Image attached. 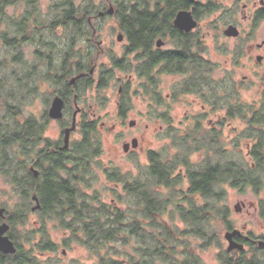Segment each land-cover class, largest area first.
<instances>
[{
    "label": "rangeland",
    "instance_id": "obj_1",
    "mask_svg": "<svg viewBox=\"0 0 264 264\" xmlns=\"http://www.w3.org/2000/svg\"><path fill=\"white\" fill-rule=\"evenodd\" d=\"M63 1L65 0H39L38 5L42 11V19H51L54 15L52 6ZM71 1L77 5H85L83 0ZM121 1L93 0V4L97 6L105 5L106 7L111 4L116 7L117 3ZM199 1L206 2V0ZM255 1L258 0H217L220 6L218 11L210 15L206 14L198 20L199 35L204 45L202 52L203 62L200 64H202L204 80L205 78L208 80L209 87H206L205 82L201 85L189 86L191 76L163 74L155 79L156 87L154 90L158 91L160 95L158 100L153 97L154 90L147 93L146 89L142 87L144 80L138 78L137 73L126 68L121 73H115L109 87L103 91L99 92L93 89L84 94V102L86 99L88 100V104L92 105L93 114L101 118L104 123L99 134L100 153L94 159L92 167L93 176L95 175L96 179H90L89 188L86 190V193L91 196L97 195L99 205L100 203L109 204L124 213L129 211V204L136 201V197L124 190L120 179H115L116 181L108 180L104 172L106 170L107 173L111 174L115 171L121 173L129 183L132 179L140 176L144 183V180H146L145 173L150 165L148 160L149 152L157 154L154 155L174 169L173 177L180 178V184L176 185L173 191L157 186L155 184L156 180H153V200L167 202L161 213L160 220L167 227L171 246L169 245V249L164 254L159 255V257L156 256L157 254L153 255L152 264H181L183 259H187L191 254L197 253V247L201 243L198 234L194 233V231L206 230L208 232L209 229L217 232L219 229L216 219L201 225V228L200 224L195 225L185 220V216H183L185 214L179 213L176 209V205L182 206L185 212L193 211L194 214H197L196 217L202 216L203 212L201 211L200 213L197 209L203 207V205H206L210 211H215L216 213L213 212L214 215L217 214L218 210L216 208L217 203L215 206L214 200L216 197L204 198L197 195L188 197L190 195L188 193L190 186L189 172H200L206 167V164L208 166L218 163L224 164L221 155L213 154L214 151L201 148V152L195 151L199 144L198 142L196 144L193 143L191 137H189L190 135H195L192 131L193 123L199 121L201 125H198L195 131L200 130L205 135L212 133L209 130L210 128L217 127L220 135L217 144L227 149L226 153H224L226 158H230L231 161L241 163L244 166L252 162L247 156L250 155V149L255 141H251L248 138L249 132L244 120L251 117L253 111L258 112L262 105L264 60L257 63L256 57L263 55L257 46L264 40V21L256 25L251 24L248 20L250 13L247 12L248 10L244 11L242 6L247 4L251 8ZM115 21L116 19L109 16L93 21L97 30L96 39L101 41L103 52L98 54L97 50L99 48L94 45L91 48V54L93 58L97 59V63L100 66L108 65L111 57L119 56L122 53L124 42L116 40ZM230 25L237 28L239 31L238 37L230 38L223 34L224 30ZM1 29H6V26L1 25ZM66 34V29L59 28L55 34L49 35L48 38H53V41L58 46L63 47ZM82 46L86 48L85 44H82ZM168 48L170 46L167 45L164 49ZM37 49H40V47L31 46L29 53ZM17 57V51H12L7 46L0 44V86H2L3 82L8 85L11 76L21 78L26 71L25 69H27L26 66L35 65L34 61L16 62ZM31 60L32 57L30 56ZM98 71H96V76H98ZM121 79L131 81V90L127 94L130 100H126L128 111L123 119H119L116 105L117 82ZM202 86L204 87L202 88ZM210 88L217 91L216 94L219 99L222 96L234 94L235 101L224 102L216 98H209L206 93H211ZM225 89L228 90V93ZM187 91L190 92L187 93ZM128 97L126 98L128 99ZM102 99H106L105 103H100ZM232 103H235V106L246 107L241 117L238 115H234L235 117L233 118L226 117V109ZM168 105H170L169 108ZM216 106H219V108ZM213 107H216L217 110H214ZM32 111L35 112L36 109H32ZM165 112H169L171 120L169 118L164 120L161 118ZM196 116L198 118L194 119ZM169 121L171 122L168 123ZM220 121L222 122L221 127L217 124ZM130 123H135V125L130 127ZM59 129L58 124L50 123L47 136L52 140H56L59 136ZM75 137L80 140V133H77ZM133 138L138 139V147L135 150H131L128 154L124 153V143L130 142ZM17 150L19 149L14 145L13 151H16L17 158H22V152ZM2 157L3 152L0 149V207L11 211L19 206L22 199L19 193L16 192L11 178L4 174L3 170L6 167L3 166ZM20 173L24 174V170ZM62 175L65 176L64 173ZM260 177L262 179V187L258 191L248 188L245 192L240 193L228 183L216 187V192L221 198L219 208L224 205L228 206L233 219H237L238 224L241 219L235 216V203L243 200L251 202L258 197L264 198V169L260 173ZM185 198L190 201L185 200ZM181 212L184 213V211ZM40 219L41 216L38 213L29 212L25 224L17 226V235L21 237L24 232L37 231L41 227L38 223ZM44 228L48 238L58 247L55 252L39 255L41 258L52 259V264H96L94 255L86 248L81 247L77 243H71L68 247L62 244V240L69 237L70 234L61 228L56 220H45ZM37 239L39 238L35 237L33 243L37 242ZM18 242L25 247L28 246L21 239ZM132 243L123 244L124 246L122 247L116 245L119 251L118 257L123 256V253L134 254ZM202 256L206 261L213 260V254L210 252L202 253Z\"/></svg>",
    "mask_w": 264,
    "mask_h": 264
},
{
    "label": "flooded vegetation",
    "instance_id": "obj_2",
    "mask_svg": "<svg viewBox=\"0 0 264 264\" xmlns=\"http://www.w3.org/2000/svg\"><path fill=\"white\" fill-rule=\"evenodd\" d=\"M181 2L182 7L179 8L177 13L181 11L189 12L196 21L197 26L188 33L177 29L174 26L177 13L173 19L172 26L177 30V36L183 39L188 38L189 41H192L191 50L202 63L204 45L199 35L198 20L207 13L209 15L215 13L220 6L217 0H206V2L181 0ZM38 4L39 0H0V26H6V29L0 30V44L18 52L16 62L25 60L27 62H35L34 66H26L27 69H25L26 71L21 78L11 76L8 85L3 82L5 85L2 84L0 86V149L2 152L5 151V149H2L5 141H16L14 145L19 149V152H22L23 156L20 161H22L24 175H26L28 184L38 179L45 169H49L51 160L55 159V157H60L64 161L66 170L75 167L77 145L83 139L84 126L91 128L95 126L100 134V129L104 123L101 118L93 114L92 105L88 104L86 98L84 102V94L93 89L99 92L103 91L109 87L114 74L121 73L126 68L137 73L136 70L140 64L138 57L141 55L144 57L145 50H133L125 29H134L138 27L139 23L126 22L124 16H118L117 13L128 12L129 5L145 4L146 8L151 11L165 6L163 0H122L117 3L116 7L111 4H108V7L105 5L97 6L93 4V0H87L85 6L87 10L84 12L81 21H79L81 28L79 34H81V37H78L75 27V24H77L76 15L72 20L67 16L61 20V17L68 11L73 10L76 13L77 4H74L71 0L54 4L52 6L54 15L49 20L42 19V11L39 9ZM110 6L114 9V14L111 16L106 14ZM242 9L244 11L248 10L247 12L250 13L248 20L251 24L256 25L264 21V0L253 2L251 8L244 4ZM108 16L116 19L114 30L117 36L121 35L122 37L121 40H116L124 43L121 55L111 57L108 65L100 66L97 63V59L93 58L91 54V48L94 45L99 48V50L96 49L98 54L103 52L101 41L96 39L97 30L93 21L104 19ZM59 28L67 30L63 47L58 46L53 41V38H48L49 35L55 34ZM171 35V33H168L166 37H156L154 42L152 41L151 43L152 50L160 54L175 51L178 48L176 45L178 43H174V36ZM176 40L179 41L178 39ZM82 44H85L86 48ZM167 45L170 48L164 49ZM31 46L40 47V49L29 53ZM257 48L263 53V55L256 57L257 63H260L264 60V40ZM30 56L32 57L31 61ZM188 58L187 56L185 65L190 64ZM200 65L202 67V64ZM97 69L101 70L98 71ZM96 71H98V76H96ZM152 72L155 79L167 74L164 64L161 62H157L153 66ZM191 74V69L188 67L184 71L179 70L175 74L170 75L191 76ZM117 87V115L119 119H123L128 111L126 100H130L127 94L131 90V81L128 79L126 81L118 80ZM155 87L156 85L153 90ZM15 91L17 92L15 93ZM189 92L187 91V93ZM153 97L160 99L158 91L154 90ZM105 101L106 99H102L100 103H105ZM232 105L235 106V103H232ZM58 106L60 107L61 116L53 118L51 111ZM216 107L219 108V106ZM216 107H213V109L217 110ZM32 109H36V111L33 112ZM161 118L163 120L166 118L171 120L169 112L162 114ZM196 118L198 116L194 117V119ZM50 123L59 125V136L56 140H52L47 136ZM217 124L221 127L222 122L220 121ZM134 125L135 123L129 124L130 127ZM198 125H201L199 121L193 123L192 131L197 133L198 139L213 137L215 140L213 154L219 155L221 151L217 142L220 139V135L217 127L209 129L213 134L205 135L204 132L195 131ZM67 131L68 136H66ZM77 133H80V140L75 137ZM138 145V139L133 138L130 142L124 143L123 151L128 154L131 150H135ZM67 158L71 159L70 163H68ZM247 158L252 161L249 164L253 168L254 162L251 155H248ZM64 174L66 176V173ZM40 181H43V177H41ZM122 184L125 188L126 183L123 181ZM232 188L240 193L245 192L248 188H253L256 191L261 189H255L250 184L243 188ZM196 195L198 197L201 196L200 194ZM218 197L214 199L215 206L217 203V214L206 215V205H203L200 222V227L202 228L201 225L216 219L219 227L218 231L214 232L208 229V232H206V230H199L198 237L201 243L197 247V253H193L189 258L183 259L181 264H264V198L258 197L251 202L244 200L236 202L234 205L235 216L241 219L238 224V220L233 219L228 206L224 205L219 208L221 198ZM31 201L32 205L29 207V212L39 211L40 208L32 210L37 203L39 204L38 200L34 202L31 199ZM7 212L5 211V214ZM206 217L208 221L205 220ZM3 223L9 225L6 215L3 219H0V224ZM38 223L41 225V219ZM205 252L212 253L213 260L206 261L202 256V253Z\"/></svg>",
    "mask_w": 264,
    "mask_h": 264
},
{
    "label": "trees",
    "instance_id": "obj_3",
    "mask_svg": "<svg viewBox=\"0 0 264 264\" xmlns=\"http://www.w3.org/2000/svg\"><path fill=\"white\" fill-rule=\"evenodd\" d=\"M83 1L85 5H77L76 13L71 10L61 17V20L65 16L72 20L76 15L77 24L75 27L78 37H81L79 21L87 10L85 8L87 0ZM163 3L165 6L153 11L146 8L145 4H139L129 5L128 12L117 13L118 16H124L126 22L139 23L138 27L128 28L125 31L133 50H145V56L138 57L140 64L136 70L138 78L144 80L142 87L146 89L147 93H150L151 90L153 92L152 86L154 87L156 83L152 71L157 62L164 64L167 74H175L176 71H184L189 67L192 73L189 86L201 85L205 82L206 87H209V82L206 78L204 80L202 68H200L201 60L191 50L192 41L177 36V30L172 26L176 13L182 7L181 0H163ZM168 33L174 36V43H178L176 44L178 48L163 54L154 52L151 48L152 41L154 42L156 37H166ZM187 56L190 64L185 65ZM225 91L228 93V90L225 89ZM210 92L206 93L209 98H216L224 102L235 101L234 94L225 95L219 99L215 89L210 88ZM262 96L263 100L259 111H253L251 117L244 120L249 132L248 138L255 141L250 149L254 167L252 168L251 164L244 166L226 158L224 153L227 149L221 145L219 155H221L224 164L218 163L210 166L206 164L202 171L188 173L190 183L188 197L200 194L204 198H217L216 187L224 183H228L231 187L243 188L250 184L255 189L261 188L260 173L264 169V94ZM245 109L246 107L243 106L231 105L226 109V117L233 118L234 115L241 117ZM83 134L82 141L77 145L74 168L66 170L64 161L60 157H55L51 160V167L45 169L42 175L31 184L27 183L26 175L20 173L24 169L21 159L17 158L16 151H13L16 141L7 140L3 143L2 149L5 151L2 161L3 166L6 167L3 171L6 176L11 178L22 201L16 209L5 214L10 226L8 237L13 241L16 253L14 255L0 254V264H52V259H43L39 256L47 252H55L58 247L45 233L44 222L48 219L56 220L60 227L70 234L69 237L62 240L65 247L70 246L71 243L79 244L94 255L96 264H152L153 255L157 254L156 256L159 257L169 249V245L171 246L167 227L160 220L167 202L153 200L152 192L153 180H156L157 186L165 190H175V186L180 184V178L172 176L174 169L156 157L157 154L149 152L150 165L145 173L144 183L140 176L132 179L129 183L121 173L115 171L111 174L105 170L104 174L108 180L120 179V182L124 181L126 183L124 190L136 197L137 200L129 204L130 209L127 213L113 208L109 204L100 203L99 205L97 195L91 196L86 193V190L89 188L90 179H96L95 175L93 176L92 167L94 159L100 153V136L95 126L92 128L84 126ZM194 134L189 137L193 143L198 142L199 144V147H196V152H201V149L215 150L213 137L198 139L197 133L194 132ZM67 160L70 163L71 159L67 158ZM61 172L66 173V176L64 177ZM41 177H43L42 182L40 181ZM32 195H35L39 202L40 210L36 213L41 216V227L37 231L24 232L19 237L17 226H22L27 220L29 207L32 205ZM185 200L190 201L187 198ZM176 209L179 213L185 214L183 215L186 217H184L185 220L195 225L200 224L202 218L196 217L197 214H194L193 211L185 212L184 207L179 205H176ZM197 210L201 213L203 207H199ZM213 212L205 206L206 215ZM205 220L208 221L207 217ZM194 233L199 234V230ZM35 237L39 239L33 243ZM19 239L28 246L20 244ZM130 243H132L134 254L123 253V256L118 257L119 251L116 245L122 247Z\"/></svg>",
    "mask_w": 264,
    "mask_h": 264
},
{
    "label": "water",
    "instance_id": "obj_4",
    "mask_svg": "<svg viewBox=\"0 0 264 264\" xmlns=\"http://www.w3.org/2000/svg\"><path fill=\"white\" fill-rule=\"evenodd\" d=\"M106 14L109 16L114 14V9L112 6L108 8V10L106 11ZM174 26L177 29L188 33L197 26V23L189 12L181 11L177 13L175 17ZM223 34L226 37L236 38L239 36V31L237 30L235 26L230 25L227 27L226 30H224ZM121 38H122L121 35L117 36V40H121ZM51 116L53 118H59L61 116L59 106L52 109ZM73 128H74V125H73ZM66 136H68V131H67ZM32 199L34 202H37V198L35 195H33ZM39 208L40 206L37 203L32 208V210L34 211ZM5 211L6 210L4 208H0V219H3L5 217ZM8 231H9L8 224L6 223L0 224V254L2 255H14L16 253V247L13 241L7 235Z\"/></svg>",
    "mask_w": 264,
    "mask_h": 264
}]
</instances>
